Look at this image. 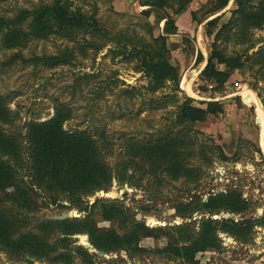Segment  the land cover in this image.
Wrapping results in <instances>:
<instances>
[{"label":"rangeland","instance_id":"1","mask_svg":"<svg viewBox=\"0 0 264 264\" xmlns=\"http://www.w3.org/2000/svg\"><path fill=\"white\" fill-rule=\"evenodd\" d=\"M57 1L89 24L35 19ZM236 8L235 0L220 9L212 0H0V217L9 230L0 264H264V127L255 121L264 117V0ZM168 17L173 32L163 30ZM159 35L177 83L139 68L134 45ZM213 45L242 61L221 87L199 74ZM187 99L214 109L178 118ZM55 128L68 133L71 159L37 150L51 139L41 131ZM52 140L55 148L61 139ZM133 217L152 229L131 244L145 249H77L91 229L125 240ZM201 219L212 228L207 247L194 262L173 255L175 224L193 233Z\"/></svg>","mask_w":264,"mask_h":264},{"label":"trees","instance_id":"2","mask_svg":"<svg viewBox=\"0 0 264 264\" xmlns=\"http://www.w3.org/2000/svg\"><path fill=\"white\" fill-rule=\"evenodd\" d=\"M228 1L229 0H212V4L216 9H220L224 7L228 3ZM235 2L237 4V8L235 9V11H241L246 5L251 2V0H235ZM143 4H153L158 7H163L169 4V0H143ZM143 11L148 14L150 13L151 9H144ZM33 14L37 21H42L46 16L51 15L58 21L59 24L62 25L89 24V21L91 19V17H87L82 12L68 10L59 1L55 2L52 5H44L35 10ZM218 16L219 15H216L215 17L208 19L206 21V25L208 26L216 22L218 20ZM2 24L3 19H0V25ZM174 29L175 24L168 17L165 20L163 30L165 32H173ZM218 32L216 34H218ZM133 50L135 52V56L138 59L139 68L142 69L146 74H148L154 80L169 78L177 83L179 79L177 68L169 62V55L167 54V45L164 35H159L158 37H156L155 43L153 44H147L145 46L135 44ZM200 54L201 53H199L198 57L200 56ZM56 56L59 55L50 56L51 59H49L48 62L50 64H56L58 62L57 60H54ZM240 66H242V61L239 55H227L220 48L213 45L208 54L207 62L201 69L199 74L206 81H209V83H213L215 84V86L221 87L229 78L231 70ZM210 104L211 102H207V105L204 107L196 106L190 104L189 99H187L181 106L178 118H183L189 121L203 119L209 111L214 109ZM55 118L59 119L58 117ZM41 134L45 136L51 135V139L49 138L48 140L39 142V147L37 149L38 151L42 152V154H44V156H46L48 160L51 158L52 160L58 161L61 160L62 156H66L68 159H71L73 157L72 150L67 145L66 138L68 137V133H63L61 128H55V131L52 133H45L44 131H41ZM55 134L57 137H60L61 140L58 141V145L55 148H50V143H54L52 140V135ZM0 139H2V137H0ZM45 164H50V162H47ZM223 198H220L219 200H222ZM223 202L225 204V201ZM111 204H113V202H111ZM227 209L232 211L234 208L227 207ZM110 211L114 212L115 209L112 208L110 209ZM113 214H107L106 217L109 219ZM200 222H204L203 227L200 226L199 230L194 231L193 233H189L187 231L186 233L183 232V230L185 229L182 228L185 224H175L174 228L178 229V237L180 238L182 244L180 243L178 246L173 247V255H180L181 257L187 259L189 262H194L193 259L195 258L196 252L207 247L208 241L212 237V228L210 223H208L207 221H203L201 219ZM7 223V218L3 220L0 217V236H3V239L9 238ZM131 223L133 227L128 231L127 238L125 240L119 239L118 237L120 236L117 234V231L112 228H108L104 232H96L94 231V229H91V231H88V239L95 248L106 249L111 247L114 249L117 246L123 245V248L130 247L140 250L145 249L138 247L137 243L133 245L131 244L133 240H135L136 242L137 239H139L138 234L152 236V232H150L152 229L149 227V225H146L143 221H139L134 217ZM27 238L28 236L26 234L20 235L19 238L12 240V244L16 246L21 245L27 240ZM77 249L84 252H87L88 250L86 246H77ZM65 264L68 263L65 262Z\"/></svg>","mask_w":264,"mask_h":264},{"label":"bare ground","instance_id":"3","mask_svg":"<svg viewBox=\"0 0 264 264\" xmlns=\"http://www.w3.org/2000/svg\"><path fill=\"white\" fill-rule=\"evenodd\" d=\"M240 94H241V96H242V99H243V102H246V103H249V102H256V97H255V95H253L251 92H249V91H247V90H240ZM257 103V102H256ZM252 104V103H251ZM258 107V106H257ZM256 107V108H257ZM259 110V109H258ZM257 110V111H258ZM259 112V111H258ZM255 121H256V123L259 125V127H260V129H261V132H262V130H263V127H264V117H263V114H261V112H260V115H259V118L257 117V116H255ZM261 149H262V151H263V153H264V133H263V135H262V139H261ZM101 193V192H100ZM104 194V193H103ZM108 195H110L109 193H108ZM83 235H85V234H81L80 236H79V241H80V238H83ZM81 242V241H80Z\"/></svg>","mask_w":264,"mask_h":264},{"label":"water","instance_id":"4","mask_svg":"<svg viewBox=\"0 0 264 264\" xmlns=\"http://www.w3.org/2000/svg\"><path fill=\"white\" fill-rule=\"evenodd\" d=\"M103 193L104 195L109 196L108 192H103ZM66 216H67V213L63 212L62 216H59V217H66ZM80 235H81L80 233L74 234V236H77V237H79ZM80 243L87 246L89 249H93V250L95 249L94 245L89 241L88 238L83 239ZM96 251L98 255L103 256L104 258L107 257L106 253L103 250H96Z\"/></svg>","mask_w":264,"mask_h":264},{"label":"crops","instance_id":"5","mask_svg":"<svg viewBox=\"0 0 264 264\" xmlns=\"http://www.w3.org/2000/svg\"><path fill=\"white\" fill-rule=\"evenodd\" d=\"M243 100V99H242Z\"/></svg>","mask_w":264,"mask_h":264}]
</instances>
